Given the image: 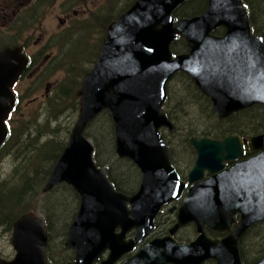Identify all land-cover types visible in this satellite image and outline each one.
Returning a JSON list of instances; mask_svg holds the SVG:
<instances>
[{
  "label": "water",
  "instance_id": "obj_1",
  "mask_svg": "<svg viewBox=\"0 0 264 264\" xmlns=\"http://www.w3.org/2000/svg\"><path fill=\"white\" fill-rule=\"evenodd\" d=\"M187 1L137 0L108 26L99 58L80 85L77 122L43 187L48 194L68 185L80 197L64 244L76 256L67 264H96L107 250L111 253L101 264H118L155 230L162 207L181 200L170 235L123 264H202L209 259L241 264L239 240L264 220V135L249 141L260 154L228 170L224 162L244 153L240 136L190 137L198 159L182 181L161 131L175 129L164 107L168 85L180 72L211 100L220 119L264 106V39L252 33L243 1L207 0L202 15L176 21L174 12ZM220 28L224 36L212 34ZM179 36L186 40L185 54L171 50ZM28 67L21 47L0 50V149L18 100L14 87ZM105 111L113 121L117 157L132 161L141 173L135 195L115 188L108 169L96 163L95 147L86 136ZM236 212L242 221L223 242L206 234V228L228 230V217ZM191 223L196 239L176 240L177 231ZM132 231L135 238L126 240ZM12 244L14 259H0V264H51L48 228L40 215L26 213L14 222ZM255 264H264V259Z\"/></svg>",
  "mask_w": 264,
  "mask_h": 264
},
{
  "label": "trees",
  "instance_id": "obj_2",
  "mask_svg": "<svg viewBox=\"0 0 264 264\" xmlns=\"http://www.w3.org/2000/svg\"><path fill=\"white\" fill-rule=\"evenodd\" d=\"M244 2L248 6L253 33L264 38V0H244ZM206 7L207 0H193L185 8L179 9L178 13L184 16L199 15L206 10ZM127 8H129L128 3L123 5L121 12ZM70 33V30L66 32L68 43L64 45L61 56L70 61L75 59L69 68V72H72L77 67L75 65L77 64V53L75 52L79 50V47L70 41ZM185 48V41L178 38L172 46V51L180 53L185 51ZM173 82H176L175 86L178 87L175 89L174 86L172 94L170 85ZM62 83L56 94H52L47 104V108L50 107L47 113L50 114L45 122H40L39 116H33V114L30 117H22L23 120L19 119L16 115L19 103L8 121L10 134L0 149V162L8 158L7 156L16 154L17 160L19 159V166L9 179H16L18 175L19 180L10 188L8 186L0 187V227L7 230L13 228L18 217L31 210L42 212L50 233L55 232L57 223L63 221V228L67 230L70 225L68 223L69 217L73 216L74 219L78 211L77 205L79 208L80 198L74 189L68 185H61L47 194L41 200L42 203L37 200L67 144L60 141L62 131L59 118L69 109H74V106L76 109L79 108V101L76 96L77 83L74 86L66 83V80ZM29 92L32 93V90L30 89ZM170 105H172L171 108ZM200 108L202 109V117ZM165 111L175 125V131L171 134L175 137L179 136L177 144L180 147H185L189 152H191V147L188 139L191 136H207L218 139L228 136L230 133H259L260 129L264 127V107L260 105L246 109L229 120L217 119L209 98L195 86L185 73H179L169 84ZM16 119H19V125H17L18 120ZM52 124L53 127H51ZM86 135L94 144L97 164L100 167L108 168V176L116 189L125 194H133L134 189H136L134 187V175L140 174V172L132 161L119 159L116 156L113 123L108 111L102 113L92 123ZM165 138L168 139L169 144L174 149L176 143L167 136ZM183 163L186 166H191L193 161L187 157ZM18 168H21L20 175ZM7 189L10 190L6 192ZM59 204L61 205L60 211ZM71 205L72 208L69 207ZM75 210L77 211L75 212ZM69 213L70 216H68ZM49 252L51 255L50 249ZM60 255V262H57L51 255L53 264H64L71 259L69 253H60Z\"/></svg>",
  "mask_w": 264,
  "mask_h": 264
},
{
  "label": "rangeland",
  "instance_id": "obj_3",
  "mask_svg": "<svg viewBox=\"0 0 264 264\" xmlns=\"http://www.w3.org/2000/svg\"><path fill=\"white\" fill-rule=\"evenodd\" d=\"M3 0H0V3ZM34 1V0H33ZM50 9L43 12L42 16L39 18V21L35 24L34 20L25 21L27 23L32 22V25L23 23L18 24L14 29L12 24L9 25V22L3 20L0 17V45L3 44H20V41H25L30 45L31 51H37V49H46V52L43 57H47V60H44L43 69L37 71L34 69H29L26 72L24 80L20 82L17 86L18 94L20 96V102L17 108V116L19 119L23 120L22 117H30L38 115L40 122H45L48 115L47 104L52 97V94H56L57 89L61 86L65 80L66 83L71 86L76 85V96L79 101L78 91L84 76L90 72L94 67L100 47L103 41V37L107 33L108 26L115 21L116 16L121 12L123 5L130 3L132 0H49ZM15 2L28 4V7H33L35 4H31L32 0H6L7 7H13L17 5ZM6 6V5H5ZM1 9V6H0ZM68 20V21H67ZM67 27V28H66ZM65 28V30L70 29V41H73L75 46L79 47L77 50V67L74 68L72 72H69L71 63L75 62V59L72 61L61 56V53H54L50 50L51 46L55 45L54 39L59 35L60 30ZM66 30V31H67ZM65 31V32H66ZM36 33V34H35ZM48 36V37H47ZM63 41L64 44L68 42ZM48 47V49L46 47ZM71 49V47H70ZM55 51V50H54ZM58 51V50H57ZM56 56H61L59 65L55 60ZM52 64V61H54ZM73 65V64H72ZM46 67H48L46 69ZM71 71V70H70ZM87 72V73H86ZM62 80V81H61ZM175 83V84H174ZM176 82H173L171 86V91L173 94L174 86ZM47 86L49 87L48 92H46ZM178 87V86H177ZM175 86V89L177 88ZM32 90V93L29 90ZM31 93V94H30ZM30 94V95H27ZM172 105H170L171 108ZM47 108V109H46ZM23 113V115H21ZM79 114V108L69 109L64 113L60 118L61 131L60 141L68 142L72 129L74 128ZM200 114L202 115V109L200 108ZM15 115V116H16ZM16 116V117H17ZM19 119L17 125H19ZM54 124V122H53ZM53 124L51 127H53ZM90 128V127H89ZM88 128V129H89ZM163 133L170 140L176 143L175 150H177L178 138L179 136L173 137L168 130L163 129ZM167 139V138H166ZM181 139V134H180ZM91 140V139H90ZM168 140V139H167ZM92 141V140H91ZM180 150L186 152L185 147H180ZM5 160L0 162V187L8 186L9 188L15 185L18 182V175L16 179H9L14 173L17 166H19V159L17 160L16 154L7 156ZM186 168V170H188ZM18 173L20 175L21 168H18ZM139 177V178H138ZM9 179V180H7ZM141 176L137 173L134 175V191L136 192L140 186ZM47 182V181H46ZM10 189H7L8 192ZM55 190V189H54ZM53 192V191H51ZM50 192V193H51ZM49 194V193H48ZM47 194H44L43 189L41 190L40 196H38V202L42 203V199ZM61 205L59 204L58 208L60 211ZM72 208V205L69 206ZM78 209V205H77ZM77 210H75L76 212ZM74 212V213H75ZM27 213L40 214L44 217L41 211L31 210ZM26 214V213H25ZM168 214V212H166ZM70 216V213L69 215ZM67 216V217H68ZM169 220H163L164 223L160 226V231H163L166 227L165 222H172L175 220V214H168ZM164 217V216H163ZM162 217V218H163ZM19 218V217H18ZM17 220V219H16ZM15 220V221H16ZM73 221V216L69 217L68 223L71 224ZM64 222V221H63ZM62 222V223H63ZM62 223H57V229L53 232V239L50 242L49 249L51 254L56 258L57 251L61 248L62 252L72 254V252H67L63 250V243L66 241V229L63 228ZM66 224V223H65ZM167 224V225H169ZM62 225V227H61ZM61 227V228H60ZM193 231V230H192ZM12 233L11 230L0 227V259L12 260L15 257L16 251L12 244ZM188 237L193 236V233H187Z\"/></svg>",
  "mask_w": 264,
  "mask_h": 264
},
{
  "label": "flooded vegetation",
  "instance_id": "obj_4",
  "mask_svg": "<svg viewBox=\"0 0 264 264\" xmlns=\"http://www.w3.org/2000/svg\"><path fill=\"white\" fill-rule=\"evenodd\" d=\"M26 1H28V0H26ZM192 1L193 0H189V1L185 2L183 5H181V7L179 9L185 8V6L189 5V3H191ZM242 1H243V4H244L245 8L247 9V12H248V15H249V18H250V13H249L248 8H247L248 6L245 4L244 0H242ZM136 2H137V0H132V4H131V2L128 3L129 4V8H130V6L134 5ZM5 3H6V0H3L0 3V6H1V9H0V17L3 20L9 22V25L12 24L11 26H12L13 29L18 24H20V23H23L26 26H27V24L32 25V22L27 23L25 21L34 20V22L36 24L37 21H39V18L42 16L43 12L45 13L46 11H48L50 9V6H51L49 0H34V1L32 0L31 4L34 3L35 4L34 6H36L38 4L36 7H31V6L28 7L27 6L28 4L15 2L16 4L17 3L18 4L17 5H14L13 7H10L9 8V7H7L9 5H7ZM207 5H208V3H207ZM129 8H127V9H129ZM179 9L174 12V17L176 18V21L178 19H180V18H192L193 17V16L180 15L178 13ZM124 12L119 13L116 16L115 21ZM202 14H199V15H202ZM199 15H194V16H199ZM43 16H44V14H43ZM250 22H251V18H250ZM66 30H65V28H62L60 30V32H59L60 34L57 35L55 37V39H54V44L55 45H49L48 46V47L51 46L50 50H52L56 54L58 53V55L60 54V52H62V49H63V47L65 45L63 43V41H60V40L61 39L62 40H66V38H67L66 32L68 30H70V29H68L67 31ZM212 34L213 35H216L217 37H222L225 34V30L220 28V29H217ZM104 38H105V36L103 37V39ZM178 38H182L185 41V45H186L185 51L180 52L178 54H185V53H187L188 52V47H187L186 40L183 37H177L176 41L178 40ZM101 46H102V44H101ZM7 47H14V48L15 47H22L23 48V52L29 58V69L32 68L34 70L39 71V70H41V69H43L45 67V66H43V62H44V60H47V57H43L42 55H44V53L46 52V49H39L38 48L37 51L34 52V51H31L30 45L28 43H26L25 41H20V44H15V45H12V46L10 44H8V45H6V44L0 45V50L1 49H4V48H7ZM48 47H46V48L48 49ZM100 50H101V47H100ZM99 55H100V51H99L98 56ZM55 58H56L55 60L57 61V64H58L60 57L56 56ZM55 60L52 61V64H54ZM47 68L48 67H46V69ZM17 86L15 88V91L18 94ZM48 90H49V87L47 86L46 92H48ZM18 96H19V94H18ZM210 102H211V100H210ZM241 112L242 111H240L238 113H241ZM238 113L234 114L233 116H231L228 119H220L218 117V114L217 113H215V114L217 116V119H219V120H229V119L233 118L235 115H237ZM174 131H175V129L172 132H174ZM172 132H170V133H172ZM232 135L240 136V138L244 142V153L238 159H236V160H228V161H225L224 162L225 165H226L225 170H228V169L233 168L235 165L239 164V162L248 161V160L252 159L253 157H255V156H257L258 154L261 153V150H256L254 148V145H253V147L250 146L249 141H250L251 138L258 137V136H263L264 135V127L262 129H260L259 133H255V134L230 133L228 136H225V137H222V138H218V139L211 138V139H213V140H223L226 137H229V136H232ZM172 136L175 137L174 135H172ZM194 137L201 138L199 136H194ZM203 137H207V136H203ZM208 138H210V137H208ZM188 141H189V139H188ZM167 142L169 143L168 140H167ZM189 144H190V147H191V149H190L191 152H189L188 150H186V152L181 151L179 145H178L179 148L177 150H175V148L173 149L171 147V145H170L171 158H172V161H173V163H174L177 171L180 174V177H181L182 181H187V175H188L189 171L192 169L194 163L198 159V155H197V152H196L195 148L193 147V145L190 142H189ZM187 157H190L192 159V161H193V163H192L191 166H186L183 163L184 160H185V158H187ZM188 167H189V169L186 170V168H188ZM207 177H209V174L208 173H206V178ZM190 186L191 185H189L188 187H190ZM137 192H138V190L136 192L134 191L133 194L135 195ZM133 194H126V195H133ZM184 196H185V194H184ZM181 204H182V200L179 201V202H172L169 206H164L163 209H162V211L156 217V220H155V230L145 240H143L139 244V246L136 247V249L133 252L128 253V254H125L120 259V261L118 262V264H123L127 259L135 256L144 247L148 246L154 240L161 239V238H164L166 236H169L170 235L169 231L171 230V228H173L175 226V224L177 222V213H178L179 208L181 207ZM78 210H79V208H78ZM166 212H168V214H175V220H173L172 222H170V224H169V222H167V223L165 222V224H166L165 229L163 231H160L161 230L160 229V226L164 223L163 220H169V216H168V214H166ZM77 213H78V211H77ZM77 213H76V216H77ZM22 215H24V214H22ZM38 215H40V214L38 213ZM76 216L74 217V219L71 222V224L76 219ZM41 217H43V216H41ZM43 218L45 220V216ZM228 221L231 222V224L228 225V230L223 231V232H219V231H212V230L206 228V234L210 238H212L215 242H217V243L223 242L222 240L229 235V230H234L235 228L238 227V224L242 221V214L240 212H236L235 214L232 215V217H228ZM45 223H46V220H45ZM71 224L68 226V229L66 231V238H67V234H68V231H69V228H70ZM167 224H169V225H167ZM46 225H47V223H46ZM47 228H48V225H47ZM117 232H120V229H118ZM188 232L189 233H193L192 238L191 237H188V235H187ZM48 233H49V236H50V241H49V245H50V242H51V240L53 238V233H50L49 232V229H48ZM135 235H136L135 231L130 232L127 235L126 240H131V239L135 238ZM174 237L178 241L185 242V243H190V242L194 241L196 239V237H197L196 226L193 223H191V224H189V225L181 228L180 230H178ZM64 244H65V242L63 243V247H62L63 250L64 251H67V252H72V254H70L71 255V259L68 260V261H66L64 263V264H67V263L73 261L74 257L76 256V251L74 249H65ZM238 252H239L240 263L241 264H255V263H257V262H259V261H261V260L264 259V220L261 221V222H259V223H257V224H255L254 226H252L250 229H248L246 231V233L243 235V237L238 242ZM49 253L50 252H49V246H48V258H49L50 262L53 264L52 259H51V255L52 254L50 255ZM60 253L63 254L65 252H62L61 251V248L58 249L57 255H56V258H55L57 262H60V260H61L60 259V257H61ZM110 253H111L110 250L105 251L103 253L101 259L96 264H101V262L106 261L108 259L109 255H110ZM53 257H54V255H53ZM202 264H219V260L218 259H209V260L204 261Z\"/></svg>",
  "mask_w": 264,
  "mask_h": 264
}]
</instances>
